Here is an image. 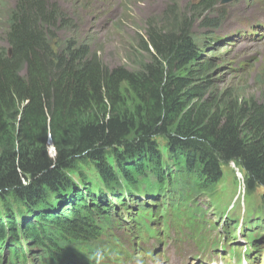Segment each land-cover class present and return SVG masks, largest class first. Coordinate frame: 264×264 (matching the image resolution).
Listing matches in <instances>:
<instances>
[{
	"label": "trees",
	"instance_id": "obj_1",
	"mask_svg": "<svg viewBox=\"0 0 264 264\" xmlns=\"http://www.w3.org/2000/svg\"><path fill=\"white\" fill-rule=\"evenodd\" d=\"M220 1L197 0L188 13L167 5L110 67L59 3L15 0L0 47V201L14 200L21 218L0 219V264H91L113 253L97 244L124 210L176 188L196 197L223 165L240 169L247 191L264 187V91L217 90L209 75ZM67 3L77 17L87 7ZM87 162L98 180L74 183L69 171Z\"/></svg>",
	"mask_w": 264,
	"mask_h": 264
},
{
	"label": "rangeland",
	"instance_id": "obj_2",
	"mask_svg": "<svg viewBox=\"0 0 264 264\" xmlns=\"http://www.w3.org/2000/svg\"><path fill=\"white\" fill-rule=\"evenodd\" d=\"M49 1L59 3V7L73 23H81L75 28L76 32L90 40L91 51L100 53L112 67L113 63L118 64L116 61L126 62L124 47L130 46V38L145 19L160 16L166 11L167 5H175L180 13H188V6L197 0H85L87 7L78 10V17L67 0ZM221 1L211 18L220 17L223 20L213 35L222 41L208 43L205 52L208 55L214 50L212 63L215 70L209 73L212 85L217 90L234 89L238 96L254 94L260 97L264 91V0ZM14 3L15 0H0V47L4 45L2 38L6 14ZM198 27L199 23L195 25L194 31ZM157 140L165 162L167 150L164 141L161 138ZM49 154L53 156L52 150ZM92 167L93 164L87 162L81 169L70 170L69 175L78 176L73 181L77 184L81 183L78 179L86 175L97 181L98 177ZM170 196L169 213L158 216L153 203L151 207L137 211L135 208L129 211L125 224L106 229V235L100 238L103 242L97 246L105 249L104 254L107 246H112L114 253H124L120 264H133L135 260L129 257L140 259L143 264H246L243 256L249 251L248 234L259 236L258 230L264 232V187L247 191L241 172L230 163L222 166V177L218 183L196 197L188 194L186 198L185 191L180 188L171 192ZM6 213H13L16 221L21 218L12 199L0 201L1 220ZM241 222V226H238ZM256 224L259 227L252 231H243ZM160 228L164 233L162 241L147 238L153 229ZM113 229L118 239L116 243L110 236ZM226 231L229 233L226 234ZM138 232L143 234L139 247L133 239ZM231 235L235 238L232 240L235 241L233 251L221 246V239L230 241ZM261 243L264 248V239ZM22 247L25 248L24 242ZM114 253L109 258L114 259ZM105 256L92 260L91 264H102L107 261ZM256 264H264V253L259 256Z\"/></svg>",
	"mask_w": 264,
	"mask_h": 264
},
{
	"label": "bare ground",
	"instance_id": "obj_3",
	"mask_svg": "<svg viewBox=\"0 0 264 264\" xmlns=\"http://www.w3.org/2000/svg\"><path fill=\"white\" fill-rule=\"evenodd\" d=\"M61 33H62V32H61ZM61 33H60V35H61ZM60 35H59V36H60ZM80 35H81V34H80ZM135 241H137V239H134V242H135ZM137 242L140 243V242H142V241H137Z\"/></svg>",
	"mask_w": 264,
	"mask_h": 264
},
{
	"label": "water",
	"instance_id": "obj_4",
	"mask_svg": "<svg viewBox=\"0 0 264 264\" xmlns=\"http://www.w3.org/2000/svg\"><path fill=\"white\" fill-rule=\"evenodd\" d=\"M227 1H229V0H222L221 2H222V3H225V2H227ZM9 52H10V51H9Z\"/></svg>",
	"mask_w": 264,
	"mask_h": 264
},
{
	"label": "clouds",
	"instance_id": "obj_5",
	"mask_svg": "<svg viewBox=\"0 0 264 264\" xmlns=\"http://www.w3.org/2000/svg\"><path fill=\"white\" fill-rule=\"evenodd\" d=\"M4 46V45H3ZM9 52V51H8ZM11 53V52H10Z\"/></svg>",
	"mask_w": 264,
	"mask_h": 264
}]
</instances>
